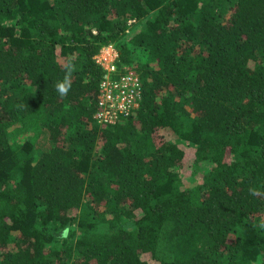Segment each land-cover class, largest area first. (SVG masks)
<instances>
[{
  "label": "trees",
  "instance_id": "trees-1",
  "mask_svg": "<svg viewBox=\"0 0 264 264\" xmlns=\"http://www.w3.org/2000/svg\"><path fill=\"white\" fill-rule=\"evenodd\" d=\"M110 43L146 61L100 126ZM261 223L264 0H0V264H264Z\"/></svg>",
  "mask_w": 264,
  "mask_h": 264
},
{
  "label": "built area",
  "instance_id": "built-area-1",
  "mask_svg": "<svg viewBox=\"0 0 264 264\" xmlns=\"http://www.w3.org/2000/svg\"><path fill=\"white\" fill-rule=\"evenodd\" d=\"M95 61L103 74L93 118L100 126L114 124L138 108L142 94L140 80L135 71L121 69L118 52L112 46H103Z\"/></svg>",
  "mask_w": 264,
  "mask_h": 264
},
{
  "label": "rangeland",
  "instance_id": "rangeland-1",
  "mask_svg": "<svg viewBox=\"0 0 264 264\" xmlns=\"http://www.w3.org/2000/svg\"><path fill=\"white\" fill-rule=\"evenodd\" d=\"M137 23L139 26L143 25V22H141V21H138ZM105 46H112L114 49H116L112 43L107 44ZM102 48H103V46L100 48V50ZM99 51H98V53H99ZM145 61H146V53L139 48H133L132 52H131V61H130L129 65H123L121 67V69H123V70L131 69V70L135 71V69H137V64L141 65ZM159 133L169 143L175 142L178 139L176 134L170 128H167V127L160 129ZM37 156H38V154H35V157H37ZM209 168H210V166H205V168L203 167V170L206 171V170H209ZM177 171L180 175L181 184H182L181 186L183 188H190V187H193V186H195L201 182L199 172L196 170H192V168L189 164V161L187 159L182 161L179 168H177ZM69 226H72V225H69ZM73 227H74V225H73ZM77 233H79V232H77ZM148 262H149V264H156V262L152 261V260H149ZM252 264H262V260H261L260 256H258L257 259Z\"/></svg>",
  "mask_w": 264,
  "mask_h": 264
},
{
  "label": "clouds",
  "instance_id": "clouds-1",
  "mask_svg": "<svg viewBox=\"0 0 264 264\" xmlns=\"http://www.w3.org/2000/svg\"><path fill=\"white\" fill-rule=\"evenodd\" d=\"M94 59H95V56H94ZM73 71H74V66L69 64L66 68V74L63 80L57 81L56 83V90L59 93V95L62 97L67 95V93L69 92L71 88V75ZM260 227L264 228V223H261Z\"/></svg>",
  "mask_w": 264,
  "mask_h": 264
}]
</instances>
